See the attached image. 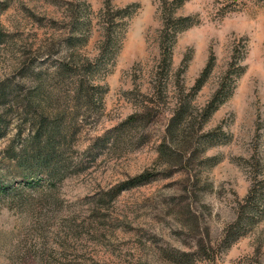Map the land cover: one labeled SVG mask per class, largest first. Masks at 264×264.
Listing matches in <instances>:
<instances>
[{"label":"rangeland","instance_id":"obj_1","mask_svg":"<svg viewBox=\"0 0 264 264\" xmlns=\"http://www.w3.org/2000/svg\"><path fill=\"white\" fill-rule=\"evenodd\" d=\"M106 3L125 15L102 54ZM161 3L0 0V81L20 84L0 103V177L8 182L0 190V264H264V0H181L175 15L189 16L190 26L178 33L166 71ZM83 57L100 99L81 109L65 152L73 166L61 181L28 183L5 156L24 117L15 103L30 85L22 64L44 70ZM62 94L68 111L72 92ZM214 97L218 106L203 122L200 115L188 152L171 164L159 158L176 101L199 112ZM148 104L146 123L128 124L125 139L86 150ZM144 171L154 179L113 194Z\"/></svg>","mask_w":264,"mask_h":264},{"label":"trees","instance_id":"obj_2","mask_svg":"<svg viewBox=\"0 0 264 264\" xmlns=\"http://www.w3.org/2000/svg\"><path fill=\"white\" fill-rule=\"evenodd\" d=\"M180 3L181 0H162L161 3L164 19V25L160 31L161 71H166L169 67L172 47L178 33L190 26L189 16L175 15ZM123 11L124 9L121 7L113 9L109 3H106L104 9L100 11L103 32L102 54L114 44L112 28L119 25V21L115 22V20L121 19L125 15ZM3 36L4 34L0 30V42L4 41ZM70 39L76 40L77 38L72 35ZM80 60H82L80 64L71 60H61L52 69L44 70L42 68L35 69L31 64L24 63L23 67L21 66L22 72L28 73L26 79H30V85L27 87L28 92L24 98L15 103L24 117L17 126L16 136L5 149V156L11 161L15 176L22 177L28 183H32L35 176L44 177L50 184L61 181L73 166L65 152L71 144V139L82 125L84 116L81 114V109L83 106L88 109L91 107L89 105H96L100 99L99 92H97L99 85L91 82L90 77L88 78L86 74L87 68L93 65L92 61L86 57ZM207 72L208 68L200 74L194 88L201 87ZM19 85L9 79L0 81V103H3L2 105L7 103L6 100ZM66 89L72 92L70 100L67 102L71 104L68 111L62 106L67 101L62 94V91ZM223 100L220 98V103ZM217 106V98L214 97L197 112L191 108L190 101L185 98L178 99L166 124L164 137L158 145L159 158L164 157L171 164L175 155L186 154L192 144V133L196 126L200 125V115L203 122L204 119H208ZM152 108L153 106L149 104L143 106L142 111L128 116L118 125L105 131L103 135L95 137L86 150L103 146L110 139H112V143L125 139L126 132L131 131L128 124L139 121L143 125ZM23 124L27 125L28 132L22 137ZM6 128L7 123L0 116V138L5 135ZM155 175V173L144 171L121 181L111 191L116 194L129 187L146 184L152 181ZM6 186H8V182L0 177V190H4ZM247 206L251 208L253 203L247 202Z\"/></svg>","mask_w":264,"mask_h":264}]
</instances>
